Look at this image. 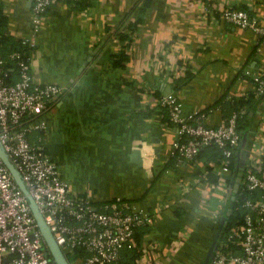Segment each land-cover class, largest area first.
I'll list each match as a JSON object with an SVG mask.
<instances>
[{
    "label": "crops",
    "instance_id": "0c3cea01",
    "mask_svg": "<svg viewBox=\"0 0 264 264\" xmlns=\"http://www.w3.org/2000/svg\"><path fill=\"white\" fill-rule=\"evenodd\" d=\"M210 1L209 12V0H82L83 10L53 0L35 36L31 78L64 88L44 113L46 151L74 192L94 203L119 197L153 212L144 236L145 247L158 244L150 264H202L226 196L197 180L202 162L172 161L177 129L159 96L171 93L184 111L206 110L205 121L220 124L222 114L211 106L224 94L254 89L245 70L264 73L258 34L220 17L235 6L264 23V0ZM30 6L0 0L11 43L29 33ZM138 16L129 55L115 65L112 54L122 44L116 31L127 32ZM250 114L243 147L252 154L264 151V94Z\"/></svg>",
    "mask_w": 264,
    "mask_h": 264
},
{
    "label": "built area",
    "instance_id": "2783aa9c",
    "mask_svg": "<svg viewBox=\"0 0 264 264\" xmlns=\"http://www.w3.org/2000/svg\"><path fill=\"white\" fill-rule=\"evenodd\" d=\"M52 1L31 0L30 30L20 37L25 49L9 54V59L16 65L14 73L7 65L8 61L0 57V143L18 169L63 254L66 256L80 248L82 253L77 257L81 258L82 264H108L118 258L125 244L134 243V230L138 226L152 223L153 212L119 197L94 203L86 195L74 192L46 151L41 134L46 127L44 113L64 88L56 83L34 81L30 68L35 36ZM211 4L203 7L210 12ZM220 17L239 28L254 31L264 46L262 16L230 6L220 10ZM244 73L251 78L256 94L263 96L262 73H251L248 69ZM158 104L167 108L166 121L177 129L171 152L174 163L202 162L198 181L206 179L208 165L220 176L217 184L208 183L209 186L218 185L224 194L233 190L235 176L228 162L241 148L236 127L239 112L233 111L220 124H208L206 110L184 111L182 103L171 93L161 94ZM208 146L220 150L222 158L219 162L199 156V152ZM228 177L230 183L225 181ZM240 183L260 194L245 200L248 211L243 222L231 226L225 241L221 242L223 246L232 242L237 250L216 248L209 264H264V151L248 153ZM157 252L158 244L148 243L137 264H150ZM0 264H57L26 194L1 158Z\"/></svg>",
    "mask_w": 264,
    "mask_h": 264
},
{
    "label": "trees",
    "instance_id": "16d2710c",
    "mask_svg": "<svg viewBox=\"0 0 264 264\" xmlns=\"http://www.w3.org/2000/svg\"><path fill=\"white\" fill-rule=\"evenodd\" d=\"M148 0H141V4L147 3ZM63 2H66L69 5L75 6L79 10L85 9L86 6L82 5V0H63ZM210 3H212L209 0ZM143 6L140 7L143 8ZM245 9V8H244ZM247 10V9H246ZM250 12V11H249ZM141 20V16H138L137 18L132 21V23H129L127 28L128 31H124V29L117 30L116 34L118 36V39L122 41L121 47L117 49L112 54V61L115 65H123L124 61L127 59L129 53V48L131 45V42L133 40L134 32L137 29V23ZM136 21V22H135ZM7 28H6V16L3 13L1 7H0V57L6 59L8 61V66L11 69V72L16 71V65L15 63L9 59V54L15 50H23L25 49L21 43L20 38L17 40H14L11 43L9 35L6 34ZM9 40V41H8ZM5 41L8 42V46H5ZM10 43V44H9ZM264 76V73H262ZM247 76V75H245ZM249 78V76H247ZM251 80V78H249ZM252 81V80H251ZM262 98V95H257L255 90L252 89L248 91L245 94L239 95L238 97H228L227 94L222 95L211 107H217L221 114L223 119H227L233 111H238L239 115L237 116V130L240 134V138L242 141V138L247 135L249 131V125L251 122V114L257 104L259 103L260 99ZM161 107V106H160ZM209 107V108H211ZM164 110V118H167V108L161 107ZM242 110V112H240ZM239 150V149H238ZM204 155L207 159H212L215 162H219L221 157L220 150L214 146H208L202 149L199 152V156ZM237 156L238 153H235V156L230 158L228 162V166L231 168L232 174L234 173V176H236V170H237ZM172 161L174 162L173 158L171 157ZM207 169V177L206 179H201L202 181H205L209 184H217L220 176L213 172L210 168V166L206 165ZM231 174V175H232ZM225 181L230 183V177H228ZM260 194V191L258 190H248L246 189L242 183L239 184V186L236 188L235 191L229 190L228 193L225 195V203L223 205V211L222 215L226 213V220L227 224L223 226V229L218 236L216 240V246L213 249V253L216 248L225 250L226 248L231 247L232 249L237 250V247L232 242H228L227 245H222L221 242L225 241L226 235L229 231V228L235 224H240L243 222L244 216L246 212L248 211V208L245 205V200L247 198L254 199L257 195ZM227 208H230V212L227 213ZM221 215V218H222ZM220 218V221H221ZM219 221V223H220ZM218 223V225H219ZM150 224H144L138 226L134 230L133 235V244H125L119 252L118 258L108 264H137V259L143 254L145 245H144V236L149 230ZM218 226L216 227L217 230ZM80 248H76L74 252L71 254L68 253L66 255L67 259L72 262V260L81 255ZM211 259V258H210Z\"/></svg>",
    "mask_w": 264,
    "mask_h": 264
},
{
    "label": "water",
    "instance_id": "95a60500",
    "mask_svg": "<svg viewBox=\"0 0 264 264\" xmlns=\"http://www.w3.org/2000/svg\"><path fill=\"white\" fill-rule=\"evenodd\" d=\"M244 137L242 138L241 141V148L239 149V151H237L236 153H238V157H237V170L236 172V176L234 178V182H233V191L236 190V188L239 185V181L241 179V176L243 174V165L245 162V159L248 156L249 150L244 146ZM0 158L2 159L3 163L8 167L9 171L11 172L14 180L16 181L17 185L20 187V189L23 191V193L26 194L27 198H28V202L32 211L33 216L36 219L37 225L41 231V234L45 240V243L52 255V257L54 258V260L56 261L57 264H70L67 257L63 254L62 250L60 249V247L58 246V244L56 243L55 239L53 238V235L48 227V225L45 223L35 201L33 200V198L31 197V195L29 194L27 188L24 185V182L20 176V173L18 171V169L16 168V166L14 165V163L11 161L10 157L8 156L7 152L4 150L3 146L0 143ZM230 212V208H227V213ZM226 213H224L222 215L221 221L218 225V228L212 238V241L210 243V246L206 252V255L204 257V260L202 262V264H209V260L210 258L213 256V249L216 246V240L218 238V236L220 235L223 226H225L227 224V220H226Z\"/></svg>",
    "mask_w": 264,
    "mask_h": 264
},
{
    "label": "rangeland",
    "instance_id": "374dc122",
    "mask_svg": "<svg viewBox=\"0 0 264 264\" xmlns=\"http://www.w3.org/2000/svg\"><path fill=\"white\" fill-rule=\"evenodd\" d=\"M44 141V138H43ZM49 156L53 159V152L51 153L50 151L48 152ZM74 264V263H73Z\"/></svg>",
    "mask_w": 264,
    "mask_h": 264
}]
</instances>
